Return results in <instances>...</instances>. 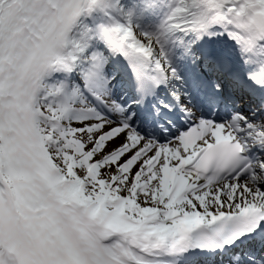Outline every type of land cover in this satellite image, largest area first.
Returning <instances> with one entry per match:
<instances>
[{"label": "snow or ice", "instance_id": "snow-or-ice-1", "mask_svg": "<svg viewBox=\"0 0 264 264\" xmlns=\"http://www.w3.org/2000/svg\"><path fill=\"white\" fill-rule=\"evenodd\" d=\"M0 264H264V0H0Z\"/></svg>", "mask_w": 264, "mask_h": 264}, {"label": "rangeland", "instance_id": "rangeland-1", "mask_svg": "<svg viewBox=\"0 0 264 264\" xmlns=\"http://www.w3.org/2000/svg\"><path fill=\"white\" fill-rule=\"evenodd\" d=\"M101 15L99 9H94V11L91 13V15L85 16L82 15L79 19L83 20L85 23H91L92 17ZM155 16H150L148 19H145V23L150 22V20H154Z\"/></svg>", "mask_w": 264, "mask_h": 264}, {"label": "bare ground", "instance_id": "bare-ground-1", "mask_svg": "<svg viewBox=\"0 0 264 264\" xmlns=\"http://www.w3.org/2000/svg\"><path fill=\"white\" fill-rule=\"evenodd\" d=\"M94 11V10H93Z\"/></svg>", "mask_w": 264, "mask_h": 264}]
</instances>
